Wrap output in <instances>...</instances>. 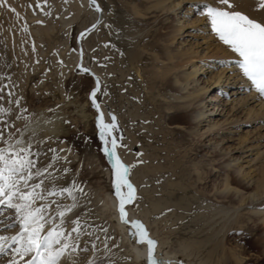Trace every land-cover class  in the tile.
I'll return each instance as SVG.
<instances>
[{
	"label": "rangeland",
	"instance_id": "1",
	"mask_svg": "<svg viewBox=\"0 0 264 264\" xmlns=\"http://www.w3.org/2000/svg\"><path fill=\"white\" fill-rule=\"evenodd\" d=\"M79 1L46 0L45 3V0H39L41 7L37 8L35 6L37 0H7V4L16 9V13L11 12L7 6L0 7V86H6L0 106L13 110L11 114L0 113V122L13 124L14 128L11 131L17 136L29 118L39 111L44 110L49 116L56 113L64 116L68 132L57 139L59 143L55 139L53 142L48 141L39 145V150L46 152L47 155L38 158L37 167L42 168L52 162L54 166L49 172L56 177L57 185L69 186L74 180L88 194L85 198L76 193L81 205L76 212L82 222L86 221L87 230L100 236V240L95 241L99 251L95 253L91 251L94 237L90 239L82 236L81 247L87 246L89 251L81 253L78 260L83 262L97 259V264L99 260H104L107 264L110 258L112 264H125V261L120 262L121 259L117 257V254L120 255L118 232L107 230V234L114 239L108 241L110 251L105 253L100 241L104 240L103 229L107 228L94 218L99 204L101 205L100 200L108 195L116 196L112 186V163L104 153L105 144L100 139V129L95 122L96 111L91 106L89 98L94 81L91 76L75 69L73 64V54L77 53V35L88 27L92 17L87 6L81 5L80 9H74ZM215 2L216 0H132L131 5L137 4L143 13L159 17L155 22L144 25L141 35L148 37L153 34L155 37L160 34L162 39L160 44L165 45L170 55L175 56L167 60L164 54V60L156 62L157 68L167 70L166 79L196 72L195 75H191L188 82L183 83L182 87H185V90L180 91L181 95L194 92L196 96L176 99L172 98L174 92L170 91L166 92L165 96L169 98L167 101H172L171 103H175L183 110L200 109L204 113L197 119L190 117L189 126L182 124L184 126L169 128L175 127L184 133L182 138L184 149L197 146L200 152L195 161L200 163L203 169L209 170L210 165L214 168L206 189H211L213 180L217 186L222 184L228 173L235 179L242 180L243 185L251 179L246 186L253 191L254 182L264 167V97L259 96L251 82L243 76L239 68L238 54L233 53L211 32L210 22L205 16L200 15L201 9L191 7L205 3L215 5ZM155 3L161 5L156 8ZM258 3L259 0H236L238 10L261 20L264 19V10L259 9ZM162 7L165 9L161 10ZM65 20L71 21L68 28L62 27ZM177 28L181 30L176 31ZM90 34L91 32H88L83 36V52L89 56L90 66L96 67L103 75L104 62L99 57L101 50L97 43L88 41ZM29 46H35L37 52H46L41 54L43 60L52 55L55 59L54 64L46 68L44 66L46 61L40 60L38 65L37 59L24 60L19 49H28ZM60 61H63V65ZM150 63L151 60L148 61V64ZM47 73H52V77ZM60 81L62 90L58 89ZM212 96L214 98L210 101ZM97 98L100 104L103 103V94H98ZM157 98L162 103L166 102L161 97ZM14 100H18L19 105L12 103ZM21 108L26 111H20ZM81 109L93 115L88 124H84L77 117ZM17 116L23 118L17 119ZM117 125L118 131H114L113 135L122 136L121 144L126 146L124 141L127 137L123 127L118 121ZM17 129L19 132H16ZM49 148L63 149L65 153L61 151L59 155L66 156L70 163L64 159L51 161L53 153L48 152ZM134 153L138 155V148ZM230 160L231 167H224L226 161ZM63 168L70 171L64 173ZM234 169L239 170V174L234 173ZM244 174L251 177L243 180ZM46 177L47 174L45 179ZM212 193H215V190H212ZM51 200H58L61 205L72 203L66 193L50 197L48 202ZM55 208L56 205L53 204L52 209ZM244 208L246 206L240 207L239 211L242 212ZM13 212L14 210L0 205V221L14 224V227L8 230L0 224V235H14L18 230ZM263 216L264 211L261 215L252 216L255 223L262 228L256 234L242 236L236 233V229H230L225 233L222 244L225 258L223 264H264V222L261 221ZM166 229L159 227L157 231L155 230L153 238L157 245L160 244ZM150 230L154 232L153 228ZM234 253L239 255L241 261L233 259ZM178 256L179 264H194L197 261L193 255ZM8 258L0 255V264H6Z\"/></svg>",
	"mask_w": 264,
	"mask_h": 264
},
{
	"label": "bare ground",
	"instance_id": "2",
	"mask_svg": "<svg viewBox=\"0 0 264 264\" xmlns=\"http://www.w3.org/2000/svg\"><path fill=\"white\" fill-rule=\"evenodd\" d=\"M97 3L103 9L102 12H96L90 0H80L74 9H80L81 5L87 6L92 17L86 28L96 25L90 31L88 41L97 43L101 50L99 57L104 62V74L101 75L96 67L90 66L86 52H83V66L101 81V91L97 95L103 94V103L100 104L98 98L97 102L104 113L105 122H109L110 114L115 115L127 137L124 141L126 146L124 149L118 148L117 154L125 164L135 165L131 168L129 179L136 188L138 199L133 207L126 205L128 218L141 221L153 240L155 230L167 228L154 251L156 259L166 264L180 262L178 254L193 255L197 259L194 264H223V236L228 230L236 229V233L245 236L256 234L262 229L252 216L261 215L264 211V167L254 182L253 191L246 186L251 179L243 185L242 180L228 173L222 184L217 186L213 180L211 189L207 190L206 185L213 176L211 173L214 168L210 165L209 170L203 169L195 161L200 152L197 146L184 149V133L175 127L169 128L184 126L182 124L189 126L190 117L197 119L204 113L200 109L183 110L172 101H167L169 98L165 96L168 91L174 92L172 98L176 99L196 96L194 92L180 94V91L185 90L183 83L188 82L196 72L175 75L173 79L167 80V70L156 67V62L164 60V54L167 60L175 58L165 45L160 44V34L155 37L153 34L148 37L141 35L144 25L155 22L159 17L143 13L139 5H131L132 0H97ZM160 5L155 3L154 7ZM164 9L162 7L161 10ZM70 23V20H65L62 27L68 28ZM150 37L153 38L148 40ZM105 44L109 47L105 48ZM19 52L24 60L34 58L46 61V68L54 64L52 55L43 60L41 54L46 52H37L35 46L19 49ZM77 61L78 51L73 54L74 67ZM47 75L52 77L53 74ZM62 81L58 85L59 90H62ZM157 97L166 102L162 103ZM92 116L81 109L77 117L88 124ZM67 132L63 115L56 113L49 116L42 110L29 118L16 138L31 140L34 144L40 140L53 142ZM136 148L138 155L134 153ZM232 160L226 161L224 167H231ZM234 173L239 174V170L234 169ZM247 177L251 176L242 175L243 180ZM100 203L94 218L102 222L108 231L120 235V255H116L121 259L120 262L146 264L147 244L138 245L130 239V225L120 220L118 199L108 195ZM242 206L246 208L240 212ZM152 228L154 232L150 230ZM125 257L130 259L126 260ZM232 257L235 261L240 260L236 253Z\"/></svg>",
	"mask_w": 264,
	"mask_h": 264
},
{
	"label": "snow or ice",
	"instance_id": "3",
	"mask_svg": "<svg viewBox=\"0 0 264 264\" xmlns=\"http://www.w3.org/2000/svg\"><path fill=\"white\" fill-rule=\"evenodd\" d=\"M90 2L96 12L103 11L97 0H90ZM5 6L16 13V9L7 4V0H0V7ZM35 6L41 7L39 0ZM191 7H199L200 15L205 16L210 22L211 32L233 53L238 54L239 68L243 76L251 82L257 94L264 97V19L258 20L238 10L236 0H216L215 5L205 3L191 5ZM258 7L264 10V0H259ZM38 23L42 22L38 21ZM95 28L94 24L90 29H86L85 33ZM85 33L81 36L83 37ZM104 47L107 48L109 45L105 44ZM81 58H83V51H81ZM93 59L95 60V57ZM105 59L109 58L105 57ZM60 63L63 65V61ZM80 70L84 73L90 72L87 67H82ZM95 85L90 93V101L91 106L99 113L97 126L100 129V139L105 144L104 153L112 163V186L114 195L119 201L120 220L130 225V239L138 245L147 244L146 264H166L156 259L154 251L157 241L150 238L145 225L139 220L128 218L126 205H134L138 199L136 188L129 179L131 168L135 165L125 164L117 154L118 148L125 147L121 144L123 137L113 135L114 131H118L117 118L110 114L111 122H105L104 113L100 111V104L97 102V93L101 91V81L98 77ZM5 87L0 86V100L4 99ZM12 103L19 105L18 100ZM12 111L0 106V113L11 114ZM20 111H26V109L21 108ZM22 118L17 116V119ZM13 128L14 125L11 123L0 122V205L14 210L12 215L18 230L14 235H0V255L9 257L6 264H97V259L83 262L78 260L81 253L89 251L87 246L81 247L82 236L90 239L94 237L91 242V251L94 253L99 251L95 241H99L100 236L88 231L85 226L86 221L82 222L76 212L81 207L76 193L85 198L88 194L74 180L69 186L57 185L56 177L49 172V169L54 166L52 162L42 168L37 167L38 158L47 155L46 152L39 150V145L48 141L41 140L34 144L31 140L16 138L15 133L11 131ZM16 132L19 130L17 129ZM61 151L64 150L49 148L48 152L53 153L51 161L64 159L70 163L66 156L59 155ZM62 171L67 173L70 169L63 168ZM45 174H47L46 179ZM65 193L72 200L70 205H61L58 200L48 202L50 197L62 196ZM53 204L56 205L55 209H52ZM0 224H3L5 230L14 227L12 222L0 221ZM103 232L104 240L100 243L103 244L107 253L110 251L108 241L114 238L107 234V229H103ZM99 264H105V261L99 260ZM107 264H112L110 258Z\"/></svg>",
	"mask_w": 264,
	"mask_h": 264
},
{
	"label": "water",
	"instance_id": "4",
	"mask_svg": "<svg viewBox=\"0 0 264 264\" xmlns=\"http://www.w3.org/2000/svg\"><path fill=\"white\" fill-rule=\"evenodd\" d=\"M91 27H89V28H86V29H90ZM86 29H84V30H82V31H80L79 32V34L77 35V39H76V41H77V51H78V61H77V65H76V67H75V69H77L78 71H80V72H82L80 69L82 68V67H84L83 66V58H81V51H83V43H82V39H83V37L81 36V34L82 33H85V30ZM86 34V33H85ZM84 73V72H83ZM87 75H89V76H91L92 78H93V81H94V87H93V89L95 88V81H96V79L97 78H95L94 76H93V74L91 73V72H89V73H86ZM92 89V90H93ZM91 90V91H92ZM91 93V92H90ZM90 93H89V98H90ZM96 110V109H95ZM98 115H99V113L96 111V116H95V122H96V124H97V117H98ZM119 205V204H118ZM117 209H118V206H117ZM147 252H148V247H147Z\"/></svg>",
	"mask_w": 264,
	"mask_h": 264
}]
</instances>
